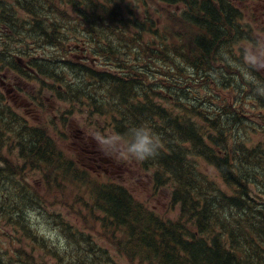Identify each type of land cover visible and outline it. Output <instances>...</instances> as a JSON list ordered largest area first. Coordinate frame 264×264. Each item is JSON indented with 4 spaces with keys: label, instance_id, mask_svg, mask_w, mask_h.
<instances>
[{
    "label": "trees",
    "instance_id": "1",
    "mask_svg": "<svg viewBox=\"0 0 264 264\" xmlns=\"http://www.w3.org/2000/svg\"><path fill=\"white\" fill-rule=\"evenodd\" d=\"M98 1L0 0V36L4 37L0 38V65L28 79L35 70L45 77L62 74L72 98L87 100L100 111L107 108L113 122L127 131L141 124L160 137L158 155L143 163L155 169L154 181L171 184V203L175 205L177 198L181 202L177 220H156L114 184H99L92 191L91 202L111 224L126 231V247L133 254L147 264H264V76L241 62L242 48L238 55L233 52L248 36L241 19H236L238 12L227 0H162L189 9V18L183 20L191 34L182 37L178 30L177 38L174 32L162 31L165 36L156 45L153 33L149 42L142 36L157 29V19H113L121 4L126 6L130 0ZM73 8L79 11L83 27L77 30L83 31L82 41L91 55L115 59L117 74L89 72L44 52L64 47L70 40L66 34L76 32L75 22L66 20ZM126 9L136 12L131 3ZM156 67L162 77H153ZM68 70L72 75L65 78ZM102 87L105 101L94 93ZM58 96L64 98V93ZM249 106L261 120L256 125L261 140L251 147L237 139L242 113ZM17 122L15 148L23 165L13 170L0 166V227L20 242V248L5 253L8 264L44 261V237L31 216L38 210L56 218L69 242L83 246L78 256L66 251L65 262L115 264L110 257L94 255L89 237L49 211L38 185L26 182V176L38 174L47 187L51 171L75 180L85 174L76 173L79 167L47 132L22 127L12 114L10 123ZM2 125L0 155L14 130H7L6 120ZM207 167L215 170L223 185L208 179ZM145 216L148 226L158 229L156 233L130 227L128 219L133 217V224L141 225Z\"/></svg>",
    "mask_w": 264,
    "mask_h": 264
},
{
    "label": "rangeland",
    "instance_id": "2",
    "mask_svg": "<svg viewBox=\"0 0 264 264\" xmlns=\"http://www.w3.org/2000/svg\"><path fill=\"white\" fill-rule=\"evenodd\" d=\"M228 1L231 4L232 1ZM130 3L136 9L137 21H142L145 15L152 19L157 18L155 26L157 29L152 30L153 32L146 30L142 36L145 41L149 42L153 33L156 45L160 43L165 36L162 34L164 26H168L170 31L173 27L175 34L178 33V30L186 31V34L189 33V28L185 30L184 26L179 23V19H182L179 15L181 5L166 4L162 0H130L126 6ZM233 5L241 12L237 19H242V24L249 27L247 39L236 46L233 52L236 54L242 48L245 54L242 55L241 62L252 65L255 72L264 75V1L236 0ZM126 6L124 9L121 8L122 12L126 11ZM69 15L70 19L66 20L75 22L76 32L66 34L70 40L64 42V47H54V49L49 47L46 53L52 55L53 58L59 57L73 61L82 55H88V53L90 55L91 48L86 46L83 52L72 51L73 44L81 43L80 41L83 40L80 35L81 31L77 30L83 27V23L71 11ZM113 19L128 18H122L120 13H117ZM183 34L181 33V35ZM0 38L4 39L3 36ZM65 53L69 55L65 56ZM96 57L100 69L108 67V63H116L107 55L98 54ZM61 66L65 67L64 64ZM154 69L153 77H162L158 67ZM111 71L115 73V67H112ZM0 72L4 76V78L0 77L5 83L4 87L10 85L18 89V92L14 93L16 96H11L5 93L11 87L6 89L0 87L1 93L6 96L3 104L22 116L23 124L48 128L55 146L61 148L66 156L79 167L76 173L80 174L82 170L86 171V176L82 180L65 178L51 171L50 184L47 187L43 186L42 182L39 184V191L47 203L49 211L59 213L65 222L88 236L89 243L95 245L94 255L102 254L106 258L110 257L115 264H147L140 256L133 254L132 250L130 251V248L126 247V231L111 224L108 218L98 211L91 202L94 188L100 183L110 181L114 185L122 187L128 196L132 197L135 204L146 206L144 208L146 214L150 213L155 216L156 220L175 221L181 215L179 199L177 198L175 205L171 203L170 184L166 182L163 187L156 188L158 184H154L151 180L152 170L144 169L139 159L127 153L111 154L104 150L101 137L118 135L121 137V142L126 145L131 141L132 133L123 128L118 132L113 128L114 122L111 113L110 111L105 112L107 108H102L98 113L94 109L86 107L80 99L67 100L65 98L59 101L55 91H50L59 86L52 81V73L50 77L42 75L40 78L34 76L30 79L26 77L21 79L5 69L0 68ZM70 75V70L64 73L65 78ZM68 81L70 82V79ZM96 92L100 96H107L103 87L97 89ZM26 96L31 97L29 100L33 102V106L28 105L30 102ZM63 101H67V103ZM242 114L245 117L237 127V139L245 146L251 147L261 140V134L256 126L261 123V120L251 110V106ZM4 157L0 155L1 164L7 165L9 168L16 165V153L11 154L10 147L5 148ZM204 172L210 181L217 182L220 186L223 185L213 168L207 167ZM31 216L40 236L44 237L46 250L43 252L44 261L37 262L70 264L64 260L65 252L67 251L70 256H78V251L84 250L82 245L79 246L68 241L65 229L58 227L55 223L56 218H52L46 211H33ZM146 220L145 216L141 225H134L135 218L128 219L131 223L130 227L133 229H139L142 232L151 230L152 233H156L158 229L156 227L151 229ZM69 244H71V248ZM12 248H20V242L11 239L10 231H0V259L3 264H8L9 257L3 251H9Z\"/></svg>",
    "mask_w": 264,
    "mask_h": 264
},
{
    "label": "clouds",
    "instance_id": "3",
    "mask_svg": "<svg viewBox=\"0 0 264 264\" xmlns=\"http://www.w3.org/2000/svg\"><path fill=\"white\" fill-rule=\"evenodd\" d=\"M132 139L126 145L121 142L118 135L101 137L105 151L111 154H124L139 159L148 160L158 155L160 137L146 125L135 126L131 129Z\"/></svg>",
    "mask_w": 264,
    "mask_h": 264
},
{
    "label": "bare ground",
    "instance_id": "4",
    "mask_svg": "<svg viewBox=\"0 0 264 264\" xmlns=\"http://www.w3.org/2000/svg\"><path fill=\"white\" fill-rule=\"evenodd\" d=\"M83 62H86L85 60H83ZM136 119V118H135ZM144 120V119H143ZM141 125V124H140ZM57 166V165H56ZM63 169V168H62ZM64 171V170H63ZM65 172V171H64ZM220 174V173H219ZM188 190V189H187ZM209 199V198H208ZM19 200V199H18ZM207 200V199H206ZM196 217V216H195ZM197 219V218H196ZM264 244V243H263ZM260 246V245H259ZM261 247V246H260ZM262 263V262H261ZM258 264V263H257Z\"/></svg>",
    "mask_w": 264,
    "mask_h": 264
}]
</instances>
